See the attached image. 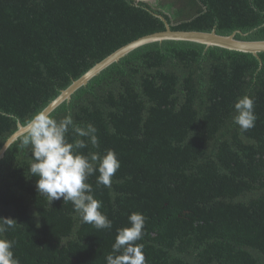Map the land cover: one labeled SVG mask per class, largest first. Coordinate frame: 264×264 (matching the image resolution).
I'll use <instances>...</instances> for the list:
<instances>
[{
	"label": "trees",
	"instance_id": "1",
	"mask_svg": "<svg viewBox=\"0 0 264 264\" xmlns=\"http://www.w3.org/2000/svg\"><path fill=\"white\" fill-rule=\"evenodd\" d=\"M215 31L264 41V0H0V151L74 81L139 38ZM255 127L233 123L239 97ZM96 128L121 167L110 188L89 178L111 230L36 188L24 133L0 159V218L18 224L20 264H107L117 229L146 217L147 264H264V53L163 41L130 52L49 115ZM79 137L71 130L69 142ZM86 139V138H85Z\"/></svg>",
	"mask_w": 264,
	"mask_h": 264
},
{
	"label": "clouds",
	"instance_id": "2",
	"mask_svg": "<svg viewBox=\"0 0 264 264\" xmlns=\"http://www.w3.org/2000/svg\"><path fill=\"white\" fill-rule=\"evenodd\" d=\"M254 109L255 101L249 95L239 97L234 104L233 123L242 133L255 127ZM26 127L28 131L21 146L30 150L29 171L32 177H38L36 188L40 195L47 198L49 205L61 198L64 203L71 202L82 223L98 230H111L113 223L101 211L103 203L94 197L93 186L88 180L98 173L96 184L110 188L121 165L111 149L103 155L81 151L89 144L99 147L96 128L91 124L77 125L70 114L57 120L43 109L26 122ZM70 130L79 137L73 142L68 139ZM128 220L130 227L117 229L112 251L106 256L107 264H147L144 246L137 243L143 239L146 217L135 212ZM17 225L11 218H0V264H20L13 252L15 241L4 237Z\"/></svg>",
	"mask_w": 264,
	"mask_h": 264
},
{
	"label": "water",
	"instance_id": "3",
	"mask_svg": "<svg viewBox=\"0 0 264 264\" xmlns=\"http://www.w3.org/2000/svg\"><path fill=\"white\" fill-rule=\"evenodd\" d=\"M163 41H186L194 42L206 47H219L222 49H227L230 51H237L242 53H250L255 57H258L259 53H264V41L261 42H247L238 41L235 39V34L230 36H220L212 31L210 33L202 32H173L170 30L169 26L166 24L165 31L148 35L133 41L126 46L120 48L106 59L95 65L89 72L83 75L77 81H74L71 86L65 91H63L60 96L54 100L45 111L49 114L55 107H57L61 102L69 99L70 95L79 87L84 86L87 82L99 74L101 71L109 67L110 65L118 62L120 59L128 55L130 52L140 48L144 45L151 43H161ZM28 131L27 127H20L19 130L10 137L3 148L0 151V159L7 147L14 142L18 136L26 133Z\"/></svg>",
	"mask_w": 264,
	"mask_h": 264
}]
</instances>
